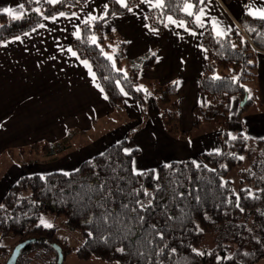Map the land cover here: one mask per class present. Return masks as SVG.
I'll return each mask as SVG.
<instances>
[{"label": "trees", "instance_id": "trees-1", "mask_svg": "<svg viewBox=\"0 0 264 264\" xmlns=\"http://www.w3.org/2000/svg\"><path fill=\"white\" fill-rule=\"evenodd\" d=\"M187 2L195 5L196 14L208 0L198 5L196 0H164L163 7L147 12L151 27L163 33L168 16H172L186 22L191 30H198L194 16L184 11ZM84 3L85 0H65L57 5L45 4L40 9L41 15L34 11V0H24L28 13L20 19L0 14V49L6 41L36 28L44 16L58 15L61 11L72 14ZM139 3L140 0H130L129 6ZM127 11L115 0H109L104 19L92 22L91 27L83 24L81 38L72 45L80 58L92 66L113 108L121 109L125 96H130L144 111L147 95L140 87V72L151 69L156 57H143L130 74H125L117 66L125 56L123 49L115 55L116 62L103 54L107 41L113 40V35H103L104 23ZM240 26L241 29L223 38L208 27L201 42L206 63L198 86L208 102L204 107L194 108L199 118L195 130L203 123H215L221 131L218 136L221 150L203 153L199 161H174L137 175L132 161L139 152L134 149L131 155L126 154L128 142L123 140L72 172L21 177L0 204V234L19 239L18 244L29 242L16 264H34L28 257L33 250L54 252L55 258L46 264H58L56 245L62 248L64 260L72 251L57 236L56 228L39 224L43 214L64 217L68 230L82 234L84 243L77 250L82 261L97 258L120 264H260L264 260V141L229 132L232 100L238 97L244 101L245 83L257 76V56L264 52V21L245 15ZM92 35L97 37L99 47L91 43ZM155 93L165 107L163 116L168 132L182 140L191 139L193 132L180 128L176 84L157 87ZM251 102L247 99L239 117ZM254 145L261 150L258 152ZM70 148L68 136L56 144L31 145L28 152L55 159ZM244 155L251 158L248 171L242 174V182L249 186L236 194L227 176L241 164L239 157ZM101 185L108 191L100 189ZM145 191L150 195H144ZM105 196L108 198L104 199ZM149 200L152 207L147 212L132 211L138 209L137 201ZM125 204L127 208L123 207ZM210 232L215 234V245L210 251L203 250ZM119 248L124 252L118 251ZM193 249L204 255H197ZM9 253L0 246V257Z\"/></svg>", "mask_w": 264, "mask_h": 264}, {"label": "crops", "instance_id": "crops-1", "mask_svg": "<svg viewBox=\"0 0 264 264\" xmlns=\"http://www.w3.org/2000/svg\"><path fill=\"white\" fill-rule=\"evenodd\" d=\"M108 1L85 0L83 7L73 12L79 19L72 14L65 17L56 15L55 23L44 19V28L20 36L19 41L13 38L2 44L0 204L21 177L72 172L84 161L123 140L128 142V150H138L134 168L139 172L188 160L190 155H195L197 161L203 153L221 150L218 140L221 131L217 125V129L205 134H200L203 126L211 123H203L195 130L199 118L194 108L204 107L208 102L198 86L206 63L202 36L208 27L216 35L217 24L220 29L226 30L225 35L241 29V19L245 15L250 16L247 5L255 3L257 7H262L264 0H208L202 7L205 12L201 18L202 27L198 26L193 15L198 28L196 31L183 21L188 29L186 31L180 26L181 21L174 18L175 24L169 23L167 18L163 33L152 31L147 12L159 7L141 2L132 7V12L127 11L107 20L102 33L107 37L113 35V40L107 41L106 53L117 48L116 55L123 49L125 56L117 63L120 71L130 74L138 60L156 53L153 67L140 72V87L145 93L149 91L144 111L143 106L130 96H125L121 109L113 108L108 98L105 99L106 94L101 91L102 86L92 66L89 64V72L78 54L79 58L73 57L67 51L68 48L75 51L72 43L77 38L73 33L77 28L81 30L82 21L88 15L105 16L104 4ZM21 3L24 5V0H0V14H6L2 11L4 8L18 9ZM45 4H48L46 0H40L37 6ZM20 11L21 17L28 13L25 6ZM112 57V61L116 62L115 56ZM177 80L180 81L176 85L179 123L183 132H193L189 140H182L168 132L163 116L165 107L155 93L157 87L174 84ZM244 87L252 102L239 117L243 100L238 97L232 100L229 132L264 141V52L257 56L256 79L246 82ZM114 120L116 125L111 123ZM88 132L94 137L89 144L79 143L76 149L72 144L53 162L44 159L36 161L35 154L28 152L31 145L56 144L68 136L72 137L71 143L77 142L83 139L81 135ZM22 151L25 153L22 154Z\"/></svg>", "mask_w": 264, "mask_h": 264}, {"label": "rangeland", "instance_id": "rangeland-1", "mask_svg": "<svg viewBox=\"0 0 264 264\" xmlns=\"http://www.w3.org/2000/svg\"><path fill=\"white\" fill-rule=\"evenodd\" d=\"M37 8L41 9L42 7L41 6H37V2H36L35 9H37ZM117 52H118V49L116 48L115 50L112 49L110 52H108V54L111 55V56H115V53H117ZM148 89L150 90L149 87H148ZM147 92H149V91H146V93ZM114 118H116V115H114ZM111 123L115 124V120L111 121ZM115 127H117V126H115ZM215 129H217L216 128V124L215 123H211V124H209L206 127L203 126L202 131L200 132V134H205V133H208V132H212ZM81 137L83 139H81L80 141L71 143V145L73 144V146H75L74 149H76V146L79 143L89 144L92 141V139L94 138V137H91L90 132H88L87 134L81 135ZM252 147L253 148L255 147V149L258 150V152L261 150V147H257L255 145L252 146ZM129 151H131V150H129ZM189 151H191V150H189ZM243 157H244V159L242 160L241 164H239L234 169H232L229 172L228 176H227V179L232 181L233 186H234V191H235L236 194H239L240 190H242V189H244V188L249 186L247 183L242 182V174H244L246 171H248L249 166H250L251 158L248 157L247 155H244ZM189 158L191 160H195L196 156L195 155L194 156L190 155ZM34 159H36V161H39V160L42 161V159L47 160V161L50 160L52 162L54 161L53 158L45 157L41 153L35 154ZM197 160L199 161L200 159L197 158ZM42 220L44 222H46L47 224L52 225V228H56L57 236L61 239V241L65 244V246H68L72 250L66 256V259L64 260V264H120L118 262H104V261H102L100 259H97V258H91L88 261L80 260L79 256L77 255V250L84 243V238H83L82 234L79 231H70V230H68L66 228V226H65V221L66 220L62 216H55V215H52V214H43L40 217L39 224L45 226V224L41 223ZM45 227H47V226H45ZM214 237H215V234L213 232H210L209 234H207V236H206V238L204 240L203 246H202L203 250L210 251L213 248V246L215 245ZM19 241L20 240L15 238V237H12V236L3 237L0 234V246L5 247V249L7 250L8 253L10 252L6 257H0V264H6V261L12 255L15 247L17 245H19L18 244ZM38 251L39 250H37V251L33 250L28 255V257L32 260V263H34V264L36 262H37V264H46L50 260L55 258L54 252L52 253V252H49V251H46V250H42V252L40 253ZM260 264H264V260H262L260 262Z\"/></svg>", "mask_w": 264, "mask_h": 264}, {"label": "snow or ice", "instance_id": "snow-or-ice-1", "mask_svg": "<svg viewBox=\"0 0 264 264\" xmlns=\"http://www.w3.org/2000/svg\"><path fill=\"white\" fill-rule=\"evenodd\" d=\"M36 2L39 3L40 0H36ZM46 2L48 4H51V5H57V4L64 3L65 0H46ZM140 2L141 3H147V4L151 5L152 7H163L164 6V0H140ZM115 3L118 4V5H120L123 8H126L129 12H132L133 11V8L129 6L130 0H115ZM203 3H204V0H196V4L197 5L198 4H203ZM194 6L195 5L193 3L187 2L184 5V11L186 12V14L188 16L195 15V21L197 22L198 26H201L202 27L203 26V21H202L201 18L203 16H205L204 9L203 8H200L199 9V13L198 14H194V12H193ZM247 7H248V14L250 16H252L253 18H258L261 21H264V6L257 7L255 3H252V4L247 5ZM23 8H24V5L21 3L19 5V8L18 9H16V8H4V9H2V11L4 13H6L8 16L12 17L13 19L18 20L22 16V12L20 10L23 9ZM104 9H105V16H106L107 15V9H108V4L107 3L104 4ZM34 11H36L37 13H40V9H38V8L37 9H34ZM40 14L43 15L42 13H40ZM113 14H115V13H113ZM58 15H59V17H65L66 16V14L64 12H62V11L59 12ZM72 16H74L76 19H79L80 18L79 16H76L75 13H72ZM43 18L44 19H50L51 22L55 23V21L57 19V16L56 15H52L51 17L44 16ZM97 19H104V16H101V17L98 18L95 15H88V18L86 20L82 21V23L87 24V25H89V27H91L92 26V22L93 21H96ZM168 21H169V23H173V24L176 23V21L173 20L172 16H168ZM213 23H216V22L214 21ZM180 26L181 27H185L183 21L180 22ZM44 27H45V25L43 23H40V24H38L36 26V28H33L32 31L35 32L37 30V28H44ZM185 30L187 31L188 29L185 27ZM152 31H156V30L155 29H152ZM225 33H226V30L220 29L219 26H218V24H217V27H216V35L218 37L223 38L224 35H225ZM191 34L192 35H196V33H194V32H192ZM24 35L27 36V35H29V33L25 32ZM73 35L77 39H80L81 38V30L79 28H77V30L73 33ZM89 39L91 40V43L92 44H94L97 47H99V45L97 43V37L95 35H92ZM15 40L19 41V40H21V37L20 36H17V37H15ZM4 46H6V45H4ZM67 51L69 53H71V55L73 57H77V53L75 51H73L71 48H68ZM101 52L103 53V49H101ZM103 54L106 56V58L108 60H112L113 59V57L111 55H108L107 53H103ZM151 54H152V56H156V53L155 52H152ZM77 58H79V57H77ZM157 62H159V57H157ZM82 63L84 64L85 67H88L89 68V72H91V68L89 66L88 61L87 60H83ZM93 79H95L94 74H93ZM173 83L176 84V85H179L180 84V81L177 80V81H174ZM97 87H99V85H97ZM101 91H103V89H101ZM145 91H146V89H145ZM125 95H127V94L125 93ZM105 99H107L106 96H105ZM232 138L235 139V137H232ZM124 151H125L126 154L131 155V153H130V151L128 149H125ZM239 159L243 160L244 157L241 156V157H239ZM132 163L135 164V161H132ZM167 167H171V165H167ZM197 167H199V165H197ZM133 172H134V174H137V175H142L143 174L142 172H139L135 168H133ZM100 189H102L103 191H108L105 188L104 185H101L100 186ZM89 190L91 191V189H89ZM108 194H109V196L111 195L110 192ZM144 195L148 196L150 194L147 191H145L144 192ZM103 198L104 199H107L108 197L105 196ZM197 199H198V197H197ZM137 204H138V209L137 208H133L132 209L133 212H136L137 210L142 211V212H147L148 209H150L152 207L151 200H149L147 203H144L142 201H137ZM0 207H2V206H0ZM123 207L124 208H127V204L123 205ZM241 211H243V209H241ZM139 219L141 221H143L144 220V217L143 216H140ZM41 223L45 224V226H47V227H52V225L47 224L43 220L41 221ZM116 223L119 224V220H117ZM131 234L132 233L129 230V235H131ZM160 239H163V236L162 235L160 236ZM117 250L120 251V252H122V253L124 252V249L123 248H119ZM173 251H175V250L173 249ZM193 251L196 252L195 249H193ZM196 254L197 255H201V256L204 255L203 252H196Z\"/></svg>", "mask_w": 264, "mask_h": 264}, {"label": "water", "instance_id": "water-1", "mask_svg": "<svg viewBox=\"0 0 264 264\" xmlns=\"http://www.w3.org/2000/svg\"><path fill=\"white\" fill-rule=\"evenodd\" d=\"M247 99H248V97L246 96L243 103H242V106H244L246 104ZM28 243L29 242L21 243V244L17 245L6 264H16L18 258L20 257L22 251L24 250V248L27 246ZM55 249L58 253V264H64V254H63L62 248L60 246L56 245Z\"/></svg>", "mask_w": 264, "mask_h": 264}]
</instances>
